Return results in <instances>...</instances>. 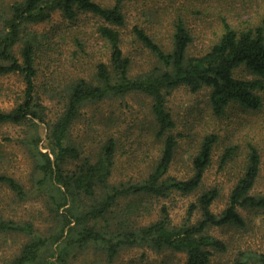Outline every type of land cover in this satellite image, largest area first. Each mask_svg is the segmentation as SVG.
Here are the masks:
<instances>
[{
    "label": "trees",
    "instance_id": "obj_1",
    "mask_svg": "<svg viewBox=\"0 0 264 264\" xmlns=\"http://www.w3.org/2000/svg\"><path fill=\"white\" fill-rule=\"evenodd\" d=\"M128 1L133 0H114L112 6H104L96 0H21L12 3L2 17L0 75H22L25 89L12 109L0 108V125H26L32 131L24 140L33 159L32 182L38 192L45 194L42 197L49 211L48 218L54 223L39 232L31 220L7 218L0 213V232L28 236L8 264H73L80 252L91 247L113 261L124 248L135 246L157 253L184 252L185 264H211L216 253L228 249L224 240L210 233L212 228L246 229L249 219L241 209L264 212V194L252 193L262 162L261 150L254 143L247 144L244 171L220 213L212 208L220 189L215 186L200 192L220 139L218 134L202 137L192 157L190 177L179 179L168 174L179 146V136L174 132L176 122L168 107V96L174 89L180 86L192 92L208 89L209 104L217 116H224L233 105L246 111L262 108L264 21L255 26H238L223 16L221 33L201 55L188 53L194 37L184 14L171 23V52L165 51L146 29L136 25L132 32L136 41L154 54L159 65L132 76V60L122 47V28L127 24L124 6ZM56 11L69 21L77 20L81 12L98 16L101 22L97 32L109 50L110 62L100 61L93 79L79 77L69 81L59 95L62 108L50 121L46 119L47 106L36 83L45 35L31 29V25L48 21ZM75 40L81 48L83 43ZM239 70L252 77L237 76ZM131 93H142L152 99V127L162 145L146 177L113 183L111 177L119 148L117 138L109 135L95 152L83 155L81 147L71 139L70 130L87 104ZM40 123L47 130L44 137L39 132ZM238 149V145L226 147L220 156V165L233 161ZM0 185L20 200L29 198L25 185L5 171H0ZM175 192L198 193L185 222L173 224L164 205L156 220L141 224L140 218L153 211L148 198H167ZM122 199H127L124 205ZM197 210L200 218L192 222L191 216ZM250 260L264 264V253L241 252L236 264H248Z\"/></svg>",
    "mask_w": 264,
    "mask_h": 264
},
{
    "label": "rangeland",
    "instance_id": "obj_2",
    "mask_svg": "<svg viewBox=\"0 0 264 264\" xmlns=\"http://www.w3.org/2000/svg\"><path fill=\"white\" fill-rule=\"evenodd\" d=\"M15 1L0 0V28L2 17ZM104 6H112L114 0H96ZM124 12L127 24L122 28L123 51L132 60L130 74L152 70L157 58L133 35L138 25L153 36L165 51L173 49L171 23L180 14L185 15L194 40L190 44V55L204 54L222 31L221 18L227 17L234 25H260L264 21V0H133L126 2ZM100 18L92 13L81 12L75 21L64 19L60 11L43 23L31 25V29L44 34L45 49L39 59L40 72L36 79L40 96L47 106L46 119L54 120L62 108L61 90L69 81L84 77L93 79L100 61L110 62V53L104 40L97 32ZM75 39L83 46L80 48ZM19 47H16V52ZM237 76L252 77L244 71ZM61 86V87H59ZM25 82L22 75L10 73L0 75V108L12 109L21 100ZM263 106L257 111H246L238 105L228 108L224 116L213 113L209 104V90L204 88L192 92L186 86L174 89L168 96V107L176 122L174 132L179 136V146L168 172L179 179L192 175V157L196 154L202 137L208 133L220 136L208 167L200 192L212 187L220 189V196L213 204V211L220 213L229 200V195L238 178L243 173L247 144L258 145L262 153L261 170L252 190L254 194H264V90ZM152 99L142 93H131L124 97L109 98L98 103L87 104L79 119L70 130L71 139L78 144L83 155L95 152L109 136L119 143L115 167L111 181H138L152 170L159 154L162 141L154 135ZM31 131V130H30ZM26 125H0V171H5L19 179L27 188L29 198L20 200L6 186L0 185V213L7 218L31 220L40 231H46L54 224L48 218V208L44 196L34 188L33 159L29 145L24 142L30 132ZM39 132L44 137L47 130L40 123ZM231 145L239 149L233 161L220 165L223 150ZM40 148H44L40 144ZM198 193L182 195L178 192L170 197L150 199L153 211L141 217V224L149 223L159 216L162 206H166L173 224L181 225L188 218L189 207L197 199ZM127 199H122L124 205ZM249 219L246 229L212 228L210 233L224 240L228 249L216 253L211 264H236L241 252L264 253V212H249L241 209ZM200 218L197 210L191 221ZM28 236L23 233L4 234L0 232V264H8L20 251ZM184 252L166 250L157 253L144 247L124 248L113 261H108L95 247L80 252L73 264H185ZM248 264H256L250 260Z\"/></svg>",
    "mask_w": 264,
    "mask_h": 264
}]
</instances>
